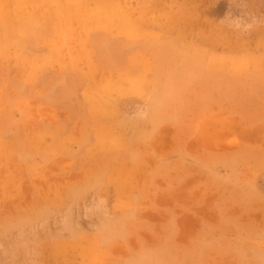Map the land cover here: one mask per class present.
Masks as SVG:
<instances>
[{"label":"rangeland","instance_id":"rangeland-1","mask_svg":"<svg viewBox=\"0 0 264 264\" xmlns=\"http://www.w3.org/2000/svg\"><path fill=\"white\" fill-rule=\"evenodd\" d=\"M70 1L0 0V264H264V0ZM147 21L163 50L209 63L153 123L133 122L152 96L127 68L84 93L99 124L25 90L46 24L80 69L90 32Z\"/></svg>","mask_w":264,"mask_h":264},{"label":"crops","instance_id":"crops-1","mask_svg":"<svg viewBox=\"0 0 264 264\" xmlns=\"http://www.w3.org/2000/svg\"><path fill=\"white\" fill-rule=\"evenodd\" d=\"M81 1L75 0L73 3ZM70 3H72V0ZM148 22L141 25L144 34L139 37H128L120 31L90 32L88 35V41L91 44L88 59L90 66H86L83 61L80 69H77L75 63L68 58H72V55L67 46L65 55L60 51L62 44L66 45L64 39L59 42L56 41V43L52 42V37L56 35V32L52 29L54 28L53 23L46 24L48 30L39 31V42L34 39V42H37L35 49L25 54L28 61H31L32 66L30 69L20 66V72L23 69L20 76L31 77L30 80H27L28 84L31 82L34 84L33 88L27 87L25 90L47 92V101H49L50 106L53 105L69 111L72 118L77 117L85 123L99 124L105 122L104 117L102 118L99 114L96 117H91L92 113L89 110L91 108L104 109L106 105L104 106L98 101L90 103L84 93L89 89L92 90V80L94 78L100 75L116 76L127 68L134 76L144 74L146 79L143 85L140 88L138 86L135 90L141 91L143 86V89L149 91L152 96L151 103L146 104L144 107L140 105L139 110L136 108L133 110L134 112L132 111L133 122L138 127L143 123L148 124L149 121L153 123L154 117L157 115L162 116L159 108L165 107L166 92L170 90L171 85L181 82L185 74L198 72L204 69L205 66L209 67V63L208 57L201 58L199 57L200 54L195 52L184 53L163 50L162 42L158 41L161 39L154 38H164V36L153 35L155 26H149ZM38 27V25H34L33 28L38 29ZM63 59L66 60L65 66L59 67ZM141 60H144L143 65L140 63ZM201 60H207V62L204 61L203 63ZM55 99L58 102L54 101ZM149 114L151 120L148 117ZM162 126L161 123L156 131ZM145 131L143 137L142 135L139 137L138 133H135L137 135L136 139L145 140L152 150H157L158 132L153 133L152 130L148 129ZM151 144H155V146L153 147Z\"/></svg>","mask_w":264,"mask_h":264},{"label":"bare ground","instance_id":"bare-ground-1","mask_svg":"<svg viewBox=\"0 0 264 264\" xmlns=\"http://www.w3.org/2000/svg\"><path fill=\"white\" fill-rule=\"evenodd\" d=\"M30 10V9H29ZM37 12V11H36ZM16 18V17H15ZM38 20V19H37ZM41 24V23H40ZM16 25V24H15ZM17 25H18V23H17ZM27 26V25H26ZM23 27V26H22ZM28 27V26H27ZM32 33V32H31ZM34 33V32H33ZM10 35V34H9Z\"/></svg>","mask_w":264,"mask_h":264}]
</instances>
